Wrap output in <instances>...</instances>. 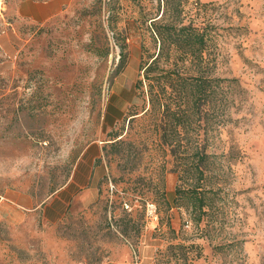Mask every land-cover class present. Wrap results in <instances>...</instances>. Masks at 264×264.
<instances>
[{"label": "rangeland", "instance_id": "374dc122", "mask_svg": "<svg viewBox=\"0 0 264 264\" xmlns=\"http://www.w3.org/2000/svg\"><path fill=\"white\" fill-rule=\"evenodd\" d=\"M22 1L0 0V264H264V0H67L46 22ZM157 26L208 41L148 81ZM199 186L194 211L177 190Z\"/></svg>", "mask_w": 264, "mask_h": 264}, {"label": "trees", "instance_id": "16d2710c", "mask_svg": "<svg viewBox=\"0 0 264 264\" xmlns=\"http://www.w3.org/2000/svg\"><path fill=\"white\" fill-rule=\"evenodd\" d=\"M156 35L159 37L160 40V48L159 53L156 56L151 57V61H148L143 67L142 70L144 71V77L145 79H148L150 81V73H154L163 57H166V61H169V51L171 50V47L173 49L181 50L182 51V60H185L187 58L186 55H197L202 53L207 45V34L206 33H199L196 30L192 28H175L171 26H165L155 27ZM170 56V55H169ZM127 56L125 53L122 54V63L125 62ZM142 83V82H140ZM150 87V94L153 96V90L154 87L151 82H149ZM194 91H192L190 97L193 101L202 99V95L205 92L206 86L202 82H197L195 85ZM202 94V95H201ZM165 99V98H164ZM152 103H160L162 105V101H160L159 98L152 97L150 99ZM163 106V105H162ZM196 176L199 178V180L204 179V172H202L200 169H196L195 171ZM199 187H193L191 189L185 190L181 193V190H177V198L181 197H188L190 201L192 202V207L194 211L200 210L205 206L203 197L200 196V193H198ZM185 195V196H184ZM180 196V197H179Z\"/></svg>", "mask_w": 264, "mask_h": 264}, {"label": "crops", "instance_id": "0c3cea01", "mask_svg": "<svg viewBox=\"0 0 264 264\" xmlns=\"http://www.w3.org/2000/svg\"><path fill=\"white\" fill-rule=\"evenodd\" d=\"M67 0H51L37 2L32 0L22 1L18 7V14L33 22H46L59 14Z\"/></svg>", "mask_w": 264, "mask_h": 264}, {"label": "built area", "instance_id": "2783aa9c", "mask_svg": "<svg viewBox=\"0 0 264 264\" xmlns=\"http://www.w3.org/2000/svg\"><path fill=\"white\" fill-rule=\"evenodd\" d=\"M148 210H149V213L151 215H153V214H155L156 208H155L154 205H150L149 208H148ZM155 218L157 219V217H155Z\"/></svg>", "mask_w": 264, "mask_h": 264}]
</instances>
